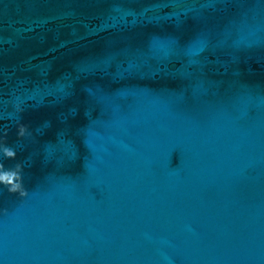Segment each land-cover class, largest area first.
I'll use <instances>...</instances> for the list:
<instances>
[{
  "label": "water",
  "instance_id": "95a60500",
  "mask_svg": "<svg viewBox=\"0 0 264 264\" xmlns=\"http://www.w3.org/2000/svg\"><path fill=\"white\" fill-rule=\"evenodd\" d=\"M0 264H264V0H0Z\"/></svg>",
  "mask_w": 264,
  "mask_h": 264
}]
</instances>
